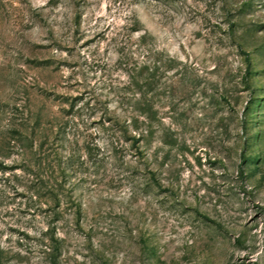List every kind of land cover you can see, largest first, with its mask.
Returning a JSON list of instances; mask_svg holds the SVG:
<instances>
[{
  "label": "rangeland",
  "instance_id": "1",
  "mask_svg": "<svg viewBox=\"0 0 264 264\" xmlns=\"http://www.w3.org/2000/svg\"><path fill=\"white\" fill-rule=\"evenodd\" d=\"M0 264H264V0H0Z\"/></svg>",
  "mask_w": 264,
  "mask_h": 264
}]
</instances>
